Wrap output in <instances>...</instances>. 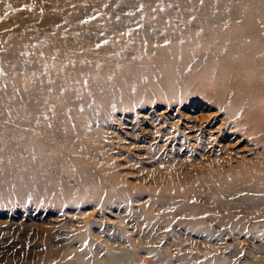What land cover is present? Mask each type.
Masks as SVG:
<instances>
[{
  "label": "rangeland",
  "instance_id": "1",
  "mask_svg": "<svg viewBox=\"0 0 264 264\" xmlns=\"http://www.w3.org/2000/svg\"><path fill=\"white\" fill-rule=\"evenodd\" d=\"M1 4L5 13L0 18V264H116L118 254L125 258L122 251L128 248L135 249L137 261L153 264L160 243L169 246L168 252L194 258L191 263L172 264H224L223 260L252 264L257 258L264 262V226L254 231L240 227L245 235L223 234L234 219L228 212L238 213L239 208L225 202L227 207L218 200L220 192L201 184L205 176L200 167L207 159L197 151L193 134L200 123L205 125L221 111L207 93H196L199 77L203 87L228 77L201 76L210 63L197 73L188 70L184 78L196 79L197 84L179 103L173 94L176 101L169 107L167 88L177 94L184 89L167 77L165 60L166 51L176 58L177 41L182 56H193L198 44L211 45L204 34L207 27L264 22V0H1ZM248 10L258 13L247 16ZM108 21L119 28L100 32L97 45L106 51L93 56L92 63L88 52L76 56L88 71L119 69L114 74H121V79L108 73V85L99 86L98 98L75 97V120L57 121L67 123L60 131L70 144L57 148L65 162L53 175L45 160V172L38 173L37 157L21 162L16 142V120H28L19 109L21 49L33 42L48 48L51 40L81 39L83 27ZM197 31L202 36L198 43L193 39ZM135 39L143 55L117 60ZM154 40H169L168 46L148 50L146 43ZM216 40L218 47L219 37ZM31 53L28 50L25 56ZM98 191L104 195L101 201Z\"/></svg>",
  "mask_w": 264,
  "mask_h": 264
},
{
  "label": "bare ground",
  "instance_id": "2",
  "mask_svg": "<svg viewBox=\"0 0 264 264\" xmlns=\"http://www.w3.org/2000/svg\"><path fill=\"white\" fill-rule=\"evenodd\" d=\"M4 13L5 9L0 0V18ZM247 13H245L247 16H253L258 11L248 10ZM231 14L227 13L228 16ZM245 24L246 26L243 22L235 27L224 26L216 29L207 27V32H204L205 38L211 40L212 44L204 43L201 46L198 44L197 49L190 54L193 56H182L178 52L180 47L178 41L173 52V54L177 52L176 58L174 55L170 58L167 56L169 52H165L167 77L173 80L172 83L176 81L181 83L184 89L183 93L177 94L167 88L168 98L171 99L168 103L169 107L176 101L173 94L179 103L184 100L186 92L192 90L194 87L192 84H197L196 79L184 78L189 73L188 70L197 73V70L205 69L207 63H210V68L200 71L201 76L228 77V79L207 82L205 87H203L205 82L199 77L201 85L196 87L198 89L196 93H207L209 95L207 99L213 102L214 107H219L223 116L219 117L221 114L219 111L218 114L211 115L209 121L205 125L200 123L197 133L193 134L194 142L198 146L197 151L207 159L200 167L201 175L205 176L203 178L205 183L201 184H206L205 187L209 190L212 188L220 192L221 196L218 200L224 205L228 203L231 207L239 208L238 213L228 212L234 215L232 217L234 219L232 225L223 234L233 232L245 235L246 233L238 230L240 227L254 231L264 226L262 221L264 218V208H262L264 205V73L260 74L261 71L264 72V22L247 21ZM113 27L119 28L117 23L110 21L100 27L88 28L86 25L80 30L81 39L51 40L48 48H42L41 42H33L29 46L23 45L22 55L19 57L21 71L19 82L22 85L19 109L25 115L23 119L28 115V120H16L18 121L16 142L21 162H26L30 157H37L38 173L45 172L47 167L46 163H43L45 160L50 161L48 168L53 175L56 174L55 170L61 163L65 162L59 158L58 149L70 144V139L60 131L63 126L67 127V123L63 125L57 121L75 120V115L78 116L73 110L78 106L75 97L88 94L90 98H98L101 94L99 86L108 85L105 79L108 73L121 79V74H114L119 69L88 71L79 66L85 61L76 56L88 52L91 54L89 63H92L93 56L99 57L100 52L106 51L105 48L97 45L98 40H101L100 32L107 29L110 31ZM181 29L183 28H179L178 32L181 33ZM197 33V37L193 39L198 43L202 36L200 31ZM185 34L183 32V39H186ZM218 37L219 46L216 47ZM136 39L134 43H130L128 51H123L122 55L117 56V60L123 61L124 57H130L131 54L143 55L145 51L138 47L139 42ZM156 40L146 43L148 50L152 48L156 50L160 45L168 46L166 43L169 40L158 42ZM246 40L251 43H247ZM222 42L225 48H222ZM174 44L173 42L172 46ZM98 49L99 52L96 51ZM28 50L36 52L28 57L25 56ZM201 50L203 54L199 53ZM180 60L185 63L182 61L181 64H176ZM168 61L174 64L169 66ZM161 62L158 64L162 65ZM114 64L113 67L116 65ZM157 87L158 93L164 94L161 87ZM191 127L192 125L187 126V128ZM69 129H72V124ZM167 133L170 132L167 130ZM165 135L168 136L166 133ZM192 162V166H196L195 161ZM183 176H181L182 180L189 181ZM98 194L97 199L101 201L104 195L99 191ZM246 221L249 223L246 224ZM127 237L129 238L128 235ZM121 243L125 244L128 241ZM168 247L167 244H159L157 253L154 252L157 261L153 264H172L176 260L185 263L193 261L194 258L187 255L168 252ZM125 250H128L122 251L126 253L125 258L122 257V253L118 254L116 264H149L137 261L138 257L132 255L135 249ZM176 250L181 251V247H177ZM222 262L228 264L224 260ZM196 264L202 263L197 261ZM252 264H264V262L257 258Z\"/></svg>",
  "mask_w": 264,
  "mask_h": 264
}]
</instances>
